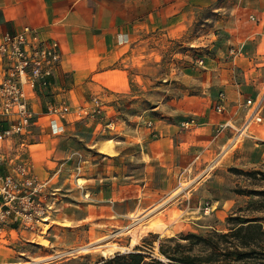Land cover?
Returning <instances> with one entry per match:
<instances>
[{"label": "rangeland", "instance_id": "374dc122", "mask_svg": "<svg viewBox=\"0 0 264 264\" xmlns=\"http://www.w3.org/2000/svg\"><path fill=\"white\" fill-rule=\"evenodd\" d=\"M212 6L186 31L154 35L139 44L132 58L136 64L131 87L104 99L98 118L88 119L108 115L106 131L98 138H107L112 155L105 156L87 143L91 131L85 138L76 137V172L85 167L79 183L92 190L135 179L146 183L141 200L120 203L117 212L107 216L93 213L88 208L91 200L80 201L76 189L68 190L60 210L35 228L0 241V264H95L137 246L165 258L159 245L171 236L176 240L169 244L186 243L191 253L208 262L217 257L227 264H264V233L259 230L264 229V108L262 120H254L247 129L241 126L245 108L233 121L223 119L216 109L221 87L218 82L200 81L206 68L197 62L202 57L218 58L225 62L224 71L231 69L236 75L245 96L263 92L264 0H214ZM254 28L259 29L255 34ZM188 92L208 97L197 112L173 110L176 96ZM169 122L181 130L197 128L191 156H182L179 170L176 164L172 169L170 160L150 157L144 153L146 146L144 151L141 147L147 136L159 134L158 123ZM108 171L114 176L106 177ZM99 172L100 178L87 177ZM242 224L246 228L239 233L218 234ZM191 233L204 239L187 238ZM105 243L118 248L108 252ZM236 249L249 254L237 258Z\"/></svg>", "mask_w": 264, "mask_h": 264}, {"label": "crops", "instance_id": "0c3cea01", "mask_svg": "<svg viewBox=\"0 0 264 264\" xmlns=\"http://www.w3.org/2000/svg\"><path fill=\"white\" fill-rule=\"evenodd\" d=\"M213 1L0 0V39L6 33H15L31 25L61 43L63 64L50 85L41 88L33 99L35 117L28 132L29 144L25 147V155L38 176L50 179L46 189L52 191L48 198L55 200V211L64 206L67 191L72 189H76L80 201L91 200L88 208L91 207L93 213L107 216L116 213L120 203H138L141 200L139 197L146 186L142 181L126 180L119 184L93 186L92 190L78 182V177L85 174V167L81 166L82 171L76 172V137L83 138L86 131H91L93 135L87 143L95 145L103 155L107 154L105 156L113 154L101 149L107 138H98L106 131L108 115L98 120H88L90 118L82 114L81 107L93 105L96 95L103 101L128 91L132 85V75L135 74L133 68L136 63L132 62V58L138 45L154 35L172 36L186 31L199 14L213 7ZM258 31L252 29L253 34ZM218 60L205 61L203 67L206 68V75L200 81L218 82L220 91H225L228 110L221 112L223 119L233 121L236 114L246 109L241 126L247 129L254 120L246 126L252 111V106L246 100L263 95L264 91L256 96H245L236 75L231 73V69L224 71L225 62L219 60L218 63ZM213 71L216 72L213 74ZM3 74L0 55V79ZM207 97L198 92L176 96L173 110L186 114L197 112ZM64 99L71 105L66 116L47 112L50 102ZM11 118L0 112V125L6 127ZM158 129L160 132L156 137L150 139L147 136L141 141L143 151L145 146L147 148L144 153L150 157L166 158L172 162L173 170L175 164L179 170L182 156H191L197 128L181 130L178 124L169 122L158 123ZM113 147L118 148V145ZM84 157L82 160H85ZM0 170H9V165H0ZM99 173L87 177L100 178ZM105 176L111 178L114 175L108 171Z\"/></svg>", "mask_w": 264, "mask_h": 264}, {"label": "built area", "instance_id": "2783aa9c", "mask_svg": "<svg viewBox=\"0 0 264 264\" xmlns=\"http://www.w3.org/2000/svg\"><path fill=\"white\" fill-rule=\"evenodd\" d=\"M0 55L4 73L0 79V112L12 117L6 127L0 125V165H9V170H0V241H7L14 232L35 228L57 209L55 200L48 198L52 193L46 189L50 179L38 176L25 155V147L35 117L33 99L41 88L50 85L64 58L60 41L31 25L4 34L0 39ZM197 62L205 64V58ZM225 99L226 93L221 90L216 104L218 112L228 110ZM101 103L102 98L94 96L93 105L81 107L82 114L97 119ZM246 103L252 106L246 126L253 120H262L264 94L250 97ZM70 110L66 99L47 106L48 113L62 117Z\"/></svg>", "mask_w": 264, "mask_h": 264}, {"label": "trees", "instance_id": "16d2710c", "mask_svg": "<svg viewBox=\"0 0 264 264\" xmlns=\"http://www.w3.org/2000/svg\"><path fill=\"white\" fill-rule=\"evenodd\" d=\"M244 225L245 224H242V226H239L228 232L218 234L224 236L239 233L246 228V226ZM256 226L260 227V224H257ZM259 230L260 232L264 233V229L262 226ZM191 236L198 237L199 239H204V237L194 233H191L190 236L188 235L186 237L189 238ZM175 240L176 238L171 236L164 238L160 242L159 253L164 255L165 258L161 257L159 254H155L153 249L141 251L139 249H141L142 247L137 246L135 250L125 252L119 251L113 255L103 257L95 264H227L225 261H222L217 257H213L212 259H210V262L206 261L209 259H205L206 257H204L203 255L191 253L190 247H188L186 243H182L180 241H177L175 245L168 243L169 241ZM149 243L152 244V242ZM217 248L218 246H214V251H216ZM236 250L238 252L237 258H243L244 256H247L249 254L247 251H241L239 249Z\"/></svg>", "mask_w": 264, "mask_h": 264}, {"label": "bare ground", "instance_id": "6f19581e", "mask_svg": "<svg viewBox=\"0 0 264 264\" xmlns=\"http://www.w3.org/2000/svg\"><path fill=\"white\" fill-rule=\"evenodd\" d=\"M238 137V136H237ZM236 139L237 138H235L234 140H232L231 141V143H230V145L231 144H233L235 141H236ZM101 148L104 150V151H106V152H108V151H110L111 149H110V146L108 145V143H106L105 145H103V146H101ZM227 148V147H226ZM228 149V148H227ZM209 168V167H208ZM159 224V223H158ZM151 225V224H150ZM149 225V226H150ZM147 226V225H146ZM152 226V225H151ZM131 227V226H130ZM167 227V226H166ZM133 228V227H132ZM131 228V229H132ZM149 228H151V227H149ZM163 229V228H162ZM145 230H146V227H145ZM144 230V231H145ZM150 230V229H149ZM161 231V230H160ZM134 233V232H133ZM146 233H147V230H146ZM135 234V233H134ZM101 241V240H100ZM103 247H105V249L108 251V252H112L113 250H115V249H117L118 248V246H116V245H113V244H104L103 245ZM89 248V246L87 247H80V248H78V249H76V251L77 250H85V249H88ZM81 252V251H80ZM16 264H22V263H16Z\"/></svg>", "mask_w": 264, "mask_h": 264}]
</instances>
